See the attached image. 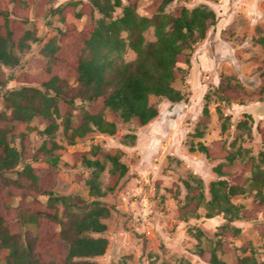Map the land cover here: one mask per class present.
<instances>
[{
	"label": "trees",
	"instance_id": "1",
	"mask_svg": "<svg viewBox=\"0 0 264 264\" xmlns=\"http://www.w3.org/2000/svg\"><path fill=\"white\" fill-rule=\"evenodd\" d=\"M15 1L11 11L0 1V100L11 80L23 84L4 94V109L0 112V261L97 264L92 258L106 252L108 239L91 233L105 231L107 226L102 219L110 214V208L98 198L88 201L78 193L54 191L63 151L54 139L55 133L62 127L70 144L95 129L114 134L118 120H135L145 125L158 115V108L150 103L151 95L173 102L184 99L174 83L185 79L195 45L207 36L218 17L214 9L204 4L192 8L182 5L167 11L173 0H151L148 15L139 13L140 0L70 1L54 9L64 26L43 47L41 72L16 75L4 68L18 65L17 51L38 38L27 27L30 5L24 7ZM47 1L37 3L36 16L43 12ZM118 8L122 9L121 14L115 16ZM69 14L77 18L85 15L83 27L68 21ZM150 27L156 39L147 41L144 32ZM126 47L137 53L136 58L117 64L111 55ZM231 78L215 88L227 101H231L230 91L235 88L230 84ZM78 98L88 102L91 109L75 111ZM209 98V92L205 93L202 116L195 130L199 137L210 121ZM220 116L224 114L220 112ZM33 121L44 123L49 135L35 152L30 143ZM246 127L247 120H240L235 138L229 143L219 139L212 145L200 141L196 146L207 157L221 159L214 166L217 178L208 183L210 198L206 197L202 180L184 182L187 193L178 208L181 220L199 218L201 207L206 208L207 217L221 214L226 219L215 240L199 247L200 257L208 264H264V260L256 258L251 243L235 247L252 251L244 256L226 244L229 236H242V228L234 225L235 221L254 222L264 244V127L257 125L261 136L257 153L238 144ZM226 128L224 121L222 129ZM126 138V144H134L136 134L129 133ZM121 155L117 149L99 145L72 154L74 162L91 169L86 180L91 195L104 194L100 180L107 162L111 163L107 190H119V181L129 169ZM28 158L42 163H26L19 168L22 160ZM13 172L17 173L16 178L9 175ZM238 195L249 198L251 205L237 203ZM16 196L20 199L13 205ZM195 234L202 242L201 231L196 230ZM220 252L232 254L233 260L227 261Z\"/></svg>",
	"mask_w": 264,
	"mask_h": 264
},
{
	"label": "rangeland",
	"instance_id": "2",
	"mask_svg": "<svg viewBox=\"0 0 264 264\" xmlns=\"http://www.w3.org/2000/svg\"><path fill=\"white\" fill-rule=\"evenodd\" d=\"M2 1L10 11L16 2ZM39 1L19 0L21 6L30 5L27 27L36 32L38 40L30 41L25 49L17 51L20 63L5 67L8 73H40L41 61L45 59L42 52L44 45L64 26L54 9L70 1L82 0H49L43 12L36 16ZM123 1L126 3V0ZM150 3L151 0H140L139 13L148 15L147 6ZM203 4L215 10L218 21L209 28L207 36L195 45L191 68L186 69L185 79H177L174 83L182 91L184 99L173 102L164 96L151 95L150 103L158 108V115L145 125H139L135 120H118L114 134L95 129L77 137L75 143L70 144L62 127L55 133L54 139L63 146V151L54 191L58 194L78 193L88 201L98 198L110 208V214L102 219L107 226L105 231L91 233L92 236L108 239L106 252L92 258L97 264H208L200 257L199 247L211 242V239L215 240L220 225L225 223V217L221 214L207 217L206 208L201 207L200 217L186 222L181 220L178 212L187 193L184 182L193 184L196 179L202 180L208 199V183L217 178L214 166L221 159L207 157L196 146L200 141L212 145L219 139L229 143L235 138L238 122L245 119L248 127L244 128L238 144L253 149L255 153L261 148L257 125L264 127V0H173L166 10ZM121 11L118 8L115 16ZM11 15L17 17L13 12ZM67 19L74 21L79 28L86 22L85 15L77 18L69 14ZM144 36L147 41L156 39L152 27L144 32ZM111 56L118 64L135 59L137 53L126 47ZM229 76H232L230 84L235 86L230 91L231 101L215 91L218 85L226 83ZM21 85L14 79L4 88L0 112L4 109V94ZM207 92L210 95V121L204 135L199 137L195 135V130L202 116ZM177 104H182V107L175 109ZM76 107L75 111L79 108L91 109L92 106L78 98ZM220 112L224 117L220 116ZM107 115L110 117L109 112ZM224 121L227 125L225 130L222 129ZM31 125L30 143L32 152H35L49 135L44 131V123L33 121ZM129 133L136 134L134 144L125 142ZM93 145L119 150L122 161L129 167L115 193L107 190L110 162L106 163L100 180L104 194L94 196L89 193L86 181L91 169L73 160L75 151H88ZM26 163L38 165L42 161L24 159L18 167ZM9 175L17 177L16 172ZM19 199V196L14 197L13 205H17ZM40 199L46 200L44 197ZM235 201L247 206L252 203L244 195H238ZM233 224L242 228V236H229L226 244L244 256L252 254V251L235 247L249 242L256 249V258L264 260L263 239L255 223L235 221ZM196 230L201 231L202 242L197 239ZM220 254L229 262L233 260L230 253ZM0 264L3 262L0 261Z\"/></svg>",
	"mask_w": 264,
	"mask_h": 264
},
{
	"label": "bare ground",
	"instance_id": "3",
	"mask_svg": "<svg viewBox=\"0 0 264 264\" xmlns=\"http://www.w3.org/2000/svg\"><path fill=\"white\" fill-rule=\"evenodd\" d=\"M180 106H181V105H180ZM180 106H179V105H176V106H175V109H177V108L180 109Z\"/></svg>",
	"mask_w": 264,
	"mask_h": 264
},
{
	"label": "water",
	"instance_id": "4",
	"mask_svg": "<svg viewBox=\"0 0 264 264\" xmlns=\"http://www.w3.org/2000/svg\"><path fill=\"white\" fill-rule=\"evenodd\" d=\"M177 105H179V106L181 105L180 108L182 107V104H177ZM177 109H178V108H177Z\"/></svg>",
	"mask_w": 264,
	"mask_h": 264
}]
</instances>
